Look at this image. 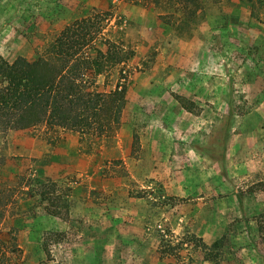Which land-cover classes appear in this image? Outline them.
Here are the masks:
<instances>
[{
  "label": "rangeland",
  "instance_id": "1",
  "mask_svg": "<svg viewBox=\"0 0 264 264\" xmlns=\"http://www.w3.org/2000/svg\"><path fill=\"white\" fill-rule=\"evenodd\" d=\"M200 1L194 15L175 0H0L10 63H57V37L90 19L65 107L79 125L0 127V264H263L264 0ZM234 129L237 169L220 155ZM44 231L62 233L49 252Z\"/></svg>",
  "mask_w": 264,
  "mask_h": 264
},
{
  "label": "trees",
  "instance_id": "2",
  "mask_svg": "<svg viewBox=\"0 0 264 264\" xmlns=\"http://www.w3.org/2000/svg\"><path fill=\"white\" fill-rule=\"evenodd\" d=\"M175 1L181 8H187L191 2L193 7L189 10L194 15L202 6L200 0ZM89 22V18L75 19L72 25L66 27L57 37V63H51L45 56L33 61L20 56L12 63L0 58V127L25 128L43 121L49 124L79 125L81 113L75 112V115L69 116L65 107L67 102H73L80 93L81 85L76 73L78 69H73L72 65L78 61V50L90 40L89 37L82 38L84 34L81 32ZM88 60L96 62L95 59ZM250 190L264 191V182L257 183ZM239 201L243 205L241 194ZM252 220L256 223L258 243L263 247L261 256L264 264V210L255 214ZM244 222L249 226L250 218L244 217ZM51 236L61 237L62 233L43 232L42 249L46 252H49L47 238ZM224 238L215 240L211 245H204L205 260L218 262L217 250L223 247ZM166 244L169 248L165 252H173L174 247L170 243Z\"/></svg>",
  "mask_w": 264,
  "mask_h": 264
},
{
  "label": "crops",
  "instance_id": "3",
  "mask_svg": "<svg viewBox=\"0 0 264 264\" xmlns=\"http://www.w3.org/2000/svg\"><path fill=\"white\" fill-rule=\"evenodd\" d=\"M231 121H233V119ZM228 133H229V136L227 137L226 150L223 148L222 152L220 153V155H221V158H222L223 155L225 154V162L224 163L228 162V165H229V162H230V164L234 168L237 169L240 164L244 163L243 162L244 159H240V157H242L241 156L242 155V151H240V144H239L240 139H241V131L234 129V133L232 132V130L231 131L229 130ZM228 165L225 164V168H226L227 173H228V167H229ZM244 165H248L247 168L250 169V171H252L254 168H256V166H259V168H263L261 163L259 165V158H257L255 155H252L251 157H248V160L245 161ZM254 184L256 185L257 183H254ZM254 184H252V185H254ZM230 185H232L231 181H230ZM228 192H229L228 198L230 200L238 201L239 204H240L239 194L242 195V201H243L242 204L243 205L240 204V207H241V210L244 213L245 217L249 218L248 215L251 214V213H250V210L246 207V205H247V202H246V199H247L246 196L247 195H246V193H244L242 191H239L238 189L231 190V191H228ZM257 192H261L264 195V191H262V190H254V191L251 190L250 195L256 194ZM262 210H264V204H262L260 209H258L257 211L252 212V217L255 214L261 212ZM250 221H252V220H250Z\"/></svg>",
  "mask_w": 264,
  "mask_h": 264
}]
</instances>
